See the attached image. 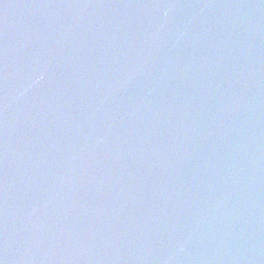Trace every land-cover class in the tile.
<instances>
[{"label": "water", "instance_id": "1", "mask_svg": "<svg viewBox=\"0 0 264 264\" xmlns=\"http://www.w3.org/2000/svg\"><path fill=\"white\" fill-rule=\"evenodd\" d=\"M0 264H264V0H0Z\"/></svg>", "mask_w": 264, "mask_h": 264}]
</instances>
